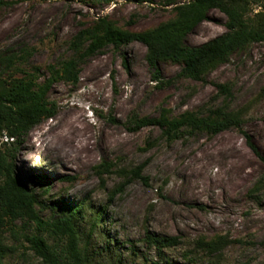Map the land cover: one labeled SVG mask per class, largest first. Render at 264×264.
<instances>
[{
  "label": "rangeland",
  "instance_id": "rangeland-1",
  "mask_svg": "<svg viewBox=\"0 0 264 264\" xmlns=\"http://www.w3.org/2000/svg\"><path fill=\"white\" fill-rule=\"evenodd\" d=\"M160 4L0 0V58L22 60L14 75L43 83L100 18L142 33L175 17L178 5ZM226 23L213 10L184 44L223 35ZM84 60L76 84L59 81L48 93L57 116L33 128L15 151L14 170L36 194L40 218L53 221L82 205L76 229L88 264H264V43L235 52L203 81L179 77L181 67L171 61L151 66L139 42L110 45ZM219 84H228L231 95L220 94ZM217 108L242 110V126L171 141L158 128L135 123ZM74 131V146L63 143ZM34 235L46 239L61 264H70L67 237L27 219L2 228L5 264H50L34 251L28 239ZM220 236L236 243L217 258L197 249L198 241ZM154 238L178 244L159 249Z\"/></svg>",
  "mask_w": 264,
  "mask_h": 264
},
{
  "label": "trees",
  "instance_id": "trees-1",
  "mask_svg": "<svg viewBox=\"0 0 264 264\" xmlns=\"http://www.w3.org/2000/svg\"><path fill=\"white\" fill-rule=\"evenodd\" d=\"M160 3L164 7H171L178 5L179 0H160ZM174 10L176 15L173 19L142 33L122 31L107 19L100 18L94 30L81 32L74 48L75 55L59 68L51 67L50 76L44 78L43 83L27 73L20 78L14 75L13 71H21L18 64L22 60H15V56L0 58V65L4 67L0 72V140L7 139L0 147V264H5L4 259L9 250L2 241V228L5 223L12 224L25 219L34 222L39 229L67 237L66 257L70 264H88V258L79 248L76 229L83 206L66 216L44 221L37 214L39 201L36 194L17 177L14 170L15 151L21 141L33 128L58 114L57 105L48 100V93L56 82L76 84L84 59L110 45L121 47L139 42L147 47L151 66L171 61L180 65L179 77L203 81L211 69L227 62L235 52L250 44L264 43V0H188ZM213 10L227 17V32L200 46H186L184 42L187 36L208 20ZM217 88L220 94L231 95L228 84H219ZM243 121L242 110L230 112L226 108L210 110L208 114L186 112L176 118L161 116L135 119L138 127H156L171 141L187 134H215L240 128ZM10 140L11 148H7ZM140 173L141 168L136 175L140 176ZM28 239L34 251L46 262L61 264L59 255L43 236L34 235ZM151 240L159 249L178 244L172 238ZM235 243L236 240L220 236L212 241H198L197 249L212 259Z\"/></svg>",
  "mask_w": 264,
  "mask_h": 264
},
{
  "label": "bare ground",
  "instance_id": "bare-ground-1",
  "mask_svg": "<svg viewBox=\"0 0 264 264\" xmlns=\"http://www.w3.org/2000/svg\"><path fill=\"white\" fill-rule=\"evenodd\" d=\"M75 134H76L75 131L74 133H70V135L65 139L63 143L74 146V144L72 143L75 141Z\"/></svg>",
  "mask_w": 264,
  "mask_h": 264
}]
</instances>
